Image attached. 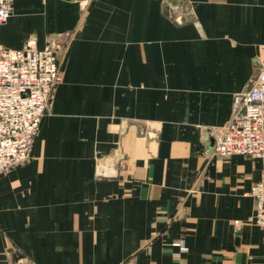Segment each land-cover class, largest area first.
I'll return each mask as SVG.
<instances>
[{
  "label": "crops",
  "instance_id": "crops-1",
  "mask_svg": "<svg viewBox=\"0 0 264 264\" xmlns=\"http://www.w3.org/2000/svg\"><path fill=\"white\" fill-rule=\"evenodd\" d=\"M29 38L61 74L0 172V264H264L261 161L210 143L264 59V0H15L0 42Z\"/></svg>",
  "mask_w": 264,
  "mask_h": 264
},
{
  "label": "built area",
  "instance_id": "built-area-1",
  "mask_svg": "<svg viewBox=\"0 0 264 264\" xmlns=\"http://www.w3.org/2000/svg\"><path fill=\"white\" fill-rule=\"evenodd\" d=\"M14 1L0 0V24L12 15ZM60 74L59 53L52 44L39 47L35 38L27 39L21 47L0 42V172L30 157ZM213 140V149L219 155L242 153L260 159V177L248 192L255 201L250 221L264 228V59L258 61L241 105ZM108 170H112L111 165H100L101 173ZM234 222L239 224L238 219ZM174 244L186 249L181 240Z\"/></svg>",
  "mask_w": 264,
  "mask_h": 264
},
{
  "label": "water",
  "instance_id": "water-1",
  "mask_svg": "<svg viewBox=\"0 0 264 264\" xmlns=\"http://www.w3.org/2000/svg\"><path fill=\"white\" fill-rule=\"evenodd\" d=\"M213 141H214V140H213V137H211V139H210V143L213 144Z\"/></svg>",
  "mask_w": 264,
  "mask_h": 264
}]
</instances>
